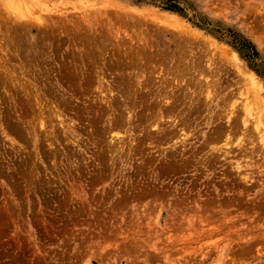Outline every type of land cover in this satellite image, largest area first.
Here are the masks:
<instances>
[{
  "label": "rangeland",
  "instance_id": "obj_1",
  "mask_svg": "<svg viewBox=\"0 0 264 264\" xmlns=\"http://www.w3.org/2000/svg\"><path fill=\"white\" fill-rule=\"evenodd\" d=\"M0 264H264V0H0Z\"/></svg>",
  "mask_w": 264,
  "mask_h": 264
},
{
  "label": "trees",
  "instance_id": "obj_2",
  "mask_svg": "<svg viewBox=\"0 0 264 264\" xmlns=\"http://www.w3.org/2000/svg\"><path fill=\"white\" fill-rule=\"evenodd\" d=\"M240 50H241V53L245 55V57L249 60H254L257 57L256 52L245 42L240 43Z\"/></svg>",
  "mask_w": 264,
  "mask_h": 264
},
{
  "label": "bare ground",
  "instance_id": "obj_3",
  "mask_svg": "<svg viewBox=\"0 0 264 264\" xmlns=\"http://www.w3.org/2000/svg\"><path fill=\"white\" fill-rule=\"evenodd\" d=\"M222 51V50H221ZM223 55V54H222ZM228 61H230V60H228ZM233 66V65H232ZM234 67V66H233ZM240 73H241V71H240ZM248 75V74H247ZM243 78V77H242ZM251 79H253V77H251ZM246 81V80H245Z\"/></svg>",
  "mask_w": 264,
  "mask_h": 264
}]
</instances>
